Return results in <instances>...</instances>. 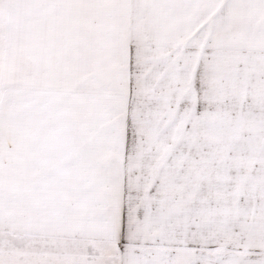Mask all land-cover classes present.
<instances>
[{
  "label": "snow or ice",
  "instance_id": "1",
  "mask_svg": "<svg viewBox=\"0 0 264 264\" xmlns=\"http://www.w3.org/2000/svg\"><path fill=\"white\" fill-rule=\"evenodd\" d=\"M0 264H264V0H0Z\"/></svg>",
  "mask_w": 264,
  "mask_h": 264
}]
</instances>
